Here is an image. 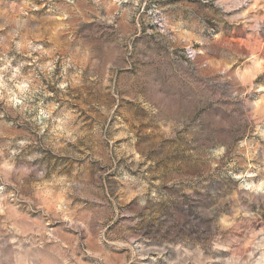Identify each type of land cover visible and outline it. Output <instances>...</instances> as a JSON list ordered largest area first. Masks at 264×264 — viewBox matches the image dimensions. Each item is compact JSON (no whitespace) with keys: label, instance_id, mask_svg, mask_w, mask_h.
<instances>
[{"label":"rangeland","instance_id":"rangeland-1","mask_svg":"<svg viewBox=\"0 0 264 264\" xmlns=\"http://www.w3.org/2000/svg\"><path fill=\"white\" fill-rule=\"evenodd\" d=\"M154 5L166 11L153 16ZM85 7L0 0V146L34 137L39 112L84 133L10 162L23 179L30 148L63 161L31 203L0 175V264L11 239L33 264H264V9L245 25L217 23L213 0ZM158 37L166 56L142 43ZM138 64L166 81L154 89L159 120L122 110L149 85L124 78Z\"/></svg>","mask_w":264,"mask_h":264},{"label":"clouds","instance_id":"clouds-1","mask_svg":"<svg viewBox=\"0 0 264 264\" xmlns=\"http://www.w3.org/2000/svg\"><path fill=\"white\" fill-rule=\"evenodd\" d=\"M122 2H124V0H81L82 5L88 6L85 7V11H95L98 8L110 7L118 10L119 5ZM213 2L217 5L216 8L212 9V11L216 13L217 23H222L224 20H236L247 25L249 14L253 9H264V0H213ZM131 3L133 6H136L140 3V0H131ZM209 7H211V4H209ZM154 9L155 10L151 14L153 16L157 11L160 13L166 11L163 7L155 5ZM227 13H230L231 16L225 15ZM113 16H115V12H110L107 18V23H112ZM147 22L155 23L156 21L148 20ZM160 31H163V28H161ZM213 31H215V29H213ZM224 31H229V29L225 27ZM157 40L159 42H157ZM157 40L146 38L142 43H145L146 46L151 45L157 52L163 53L166 56L167 52L165 51L163 37H158ZM209 54H211V51ZM148 58L149 57L147 56L144 57V59ZM201 59L206 60L207 56L201 54ZM98 63H100L98 59L92 60L93 66H96ZM108 67H111V65L109 64ZM130 75L133 77V80L143 81L146 79L149 81V85L145 87L142 92L137 89L136 92L131 94L133 99L132 104L127 102V98L121 100L122 110H132L141 114V110H145L149 112L150 116L159 120L160 117L156 116V113L161 112V107L157 103L158 94L154 89L155 86L159 84L161 91L167 90L166 81L161 77L159 70L154 67L138 64L130 73H125L124 78H127ZM96 79L97 75L92 73L88 76V83L91 84ZM107 79L108 77H105V81H107ZM132 82L133 81H129V83ZM25 87V85H21V88ZM59 87L63 89L65 86L61 84ZM261 91H264V89H261ZM16 95H20V93L17 92ZM61 95L63 96V93H61ZM72 95H78V93H72ZM16 103L19 104L20 101L17 100ZM70 103H75V101L70 100ZM90 106L91 104L89 102V105L85 106L81 104L78 105V108H83L87 112V109ZM63 111L64 109H61V112H58L57 116H60ZM70 111L72 113L71 119L75 120V117L79 115V111L76 109H70ZM89 115H91V113H89ZM42 118L44 122L41 123L40 121ZM95 118L96 117H94V119ZM81 119H83V117H81ZM32 123V131L35 133L34 137L30 139H21L19 141H16L14 138H7L5 145L0 146V160L3 161V163H0V168H4L6 172V175L0 173V175H3L4 177L3 183L11 184L12 187L16 189V198L28 200L29 203L37 199L35 196L36 186L53 175L58 170L57 165L62 164L63 161L56 160L55 164H53V160L55 159L54 156L43 151L42 148H30L24 153L23 157H20L22 161L21 166L26 168L25 176L21 179L13 172V165L10 163L20 156V149L25 148L28 144H35L37 141L56 139L57 137H62L65 143H75L79 136L84 135V133L76 131V128L81 127L79 122H77L76 128H73L65 134L62 131V120H57L56 117L51 115V112H39L38 115L33 117ZM73 133L76 134L73 135ZM0 135L4 134L0 133ZM34 161L36 162L35 164H33ZM28 173H31V175H28ZM21 192L23 193L22 196L20 195ZM17 235H19V233ZM8 243L13 245V249L7 256L8 264H33L35 258H29L28 253L18 250L19 246L16 244L15 239L9 240Z\"/></svg>","mask_w":264,"mask_h":264}]
</instances>
